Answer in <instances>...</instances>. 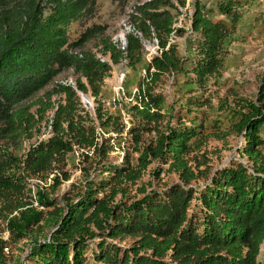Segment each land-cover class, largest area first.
I'll use <instances>...</instances> for the list:
<instances>
[{
  "label": "trees",
  "instance_id": "1",
  "mask_svg": "<svg viewBox=\"0 0 264 264\" xmlns=\"http://www.w3.org/2000/svg\"><path fill=\"white\" fill-rule=\"evenodd\" d=\"M126 3L128 0H115ZM142 0L130 14L135 30L126 35L125 51H120L110 38H101L102 52L117 64L126 59L134 67L142 58V42H157L159 56L151 58L146 75L135 95V110L147 128L162 121L163 97L154 94V86L169 73L183 72V63L176 43H171L174 14L185 5L184 0ZM96 0H0V136L18 142L24 134L31 135L38 121L28 109L15 106L27 101L49 86L63 71L73 69L82 76L76 82L81 93L91 91L101 112L100 92L110 67L90 53L74 54L72 49L105 32L92 26L70 41L69 26L82 17L93 15ZM242 0H216L206 8L195 1L191 15V31L195 36V62L190 73L204 86L206 79L218 75L223 66L224 42L235 34L240 20ZM218 13L228 20L212 18ZM179 30H177L178 33ZM173 42V41H172ZM65 103L54 110V135L32 147L22 162L28 176L51 174L55 166H64L72 151V142L62 137L66 131L74 133L75 143L83 148H97L91 130L85 134L75 124L77 92L70 86L59 88ZM259 95L263 97L264 82ZM205 104H208L205 101ZM52 105H43L39 120ZM101 114V113H99ZM264 113L253 108L232 129L241 135L237 149L247 158L250 168L242 163H230L211 173L206 186L192 189L195 173L187 157L193 148L199 149L203 130L193 127L172 130L161 135L154 148H146L139 158V167L125 165L116 168L112 188H98L93 193L80 194L76 200L55 212L59 221L49 241L39 247L38 264H264L259 260L264 243V151L260 130ZM182 126V125H181ZM137 130L131 129L133 151L141 141ZM165 157L170 171L178 173L180 183L163 191L148 194L129 206L115 203L117 187L124 181L134 183L149 164V156ZM67 181L65 173L59 175ZM56 185L61 181L56 177ZM28 177L15 169L14 163L0 150V219L5 221L19 212L26 191ZM198 195V200L194 195ZM39 222L35 220L34 224ZM131 238V245L116 244V240Z\"/></svg>",
  "mask_w": 264,
  "mask_h": 264
},
{
  "label": "rangeland",
  "instance_id": "2",
  "mask_svg": "<svg viewBox=\"0 0 264 264\" xmlns=\"http://www.w3.org/2000/svg\"><path fill=\"white\" fill-rule=\"evenodd\" d=\"M171 1L179 6L177 1ZM184 1L185 8L172 10L173 25L179 31L170 40L177 45L183 72L166 74L154 86L153 93L163 97L160 111L163 118L157 130H154V126L148 129L140 115L133 110L135 95L146 75L148 63L159 54L156 41L138 35L142 42V58L134 67L125 59L115 64L109 55L103 54L101 45V38H110L111 43L121 49L120 35L126 41V35L135 30L130 14L142 0H128L126 3L96 0L91 18L82 17L69 26L70 41L77 40L92 26L105 28L102 35L72 49L77 55L90 53L110 67L101 83V112L97 110L98 104L91 91L78 92L76 97L75 124L83 128L85 134L91 130L94 132L97 148L88 149L77 145L75 134L66 131L62 137L73 145L64 166H55L51 174L39 177L28 176L22 170V162L29 150L54 135V110L58 103H65V96L59 88H75L78 80L86 83L73 69L63 71L44 90L8 112L11 114L18 109H28L38 123L31 135L24 134L16 143L0 136V150L11 157L16 170L28 177L26 191L29 196L23 200L25 206L19 212L13 213L5 221L0 219V264H38L36 261L40 258L36 254L39 247L51 241L59 221L55 212L76 200L80 194H91L100 187L109 191L113 187L116 168L125 165L126 155L130 158V166L138 169L144 149L154 148L159 137L172 130L193 127L203 130L204 136L208 138L199 149L193 148L187 157L196 176L190 185L192 189L206 186L211 173L227 164L242 163L250 168L247 158L237 152L242 141L241 135L232 132V129L253 108L264 113L263 97L259 95L264 82V0H242L236 32L223 45V66L218 75L206 79L204 86L196 82L189 70L195 62V36L191 31L190 20L196 0ZM199 2L210 8L216 0ZM212 18L228 23L226 18L216 12ZM122 74L125 76L124 81L117 90L116 78ZM43 105L52 107L39 120ZM2 112L7 111L0 107V115ZM131 129L137 130L135 133H139L141 138L137 152L133 151V138L129 133ZM260 137L264 151V126L260 130ZM164 159L150 155L149 164L138 180L134 183L122 180L123 183L116 189L118 194L115 203L129 206L152 192H161L180 183L178 173L170 171ZM62 173L68 176L67 181H61L59 175ZM56 177L60 179V185H56ZM194 199L198 200L197 194ZM36 219L39 222L34 224ZM132 242L131 238L115 241L122 246L131 245ZM263 258L264 243L259 260Z\"/></svg>",
  "mask_w": 264,
  "mask_h": 264
},
{
  "label": "built area",
  "instance_id": "3",
  "mask_svg": "<svg viewBox=\"0 0 264 264\" xmlns=\"http://www.w3.org/2000/svg\"><path fill=\"white\" fill-rule=\"evenodd\" d=\"M185 8V7H184ZM182 10V9H181ZM190 22H191V20H190ZM173 28H174V31L172 32V34H171V38H174V35H175V33H176V31H177V27L175 26V24L173 25ZM138 35H140V34H138ZM120 39L122 40V47H121V49L120 48H118L120 51H122V52H124L125 51V47H126V41L124 40V38H123V35H120ZM157 43V42H156ZM158 53H159V51H158ZM160 55V53L157 55V56H159ZM125 61H126V59H125ZM124 74H122V75H119L117 78H116V82H117V84H116V87H117V90L118 89H120V87H122V83H123V81H124ZM74 90L78 93L79 91H77L76 90V88H74ZM79 93H81V92H79Z\"/></svg>",
  "mask_w": 264,
  "mask_h": 264
}]
</instances>
